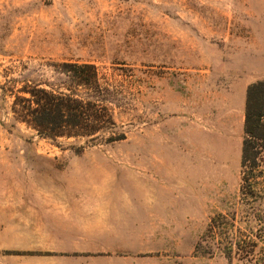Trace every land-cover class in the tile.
Listing matches in <instances>:
<instances>
[{"label": "rangeland", "instance_id": "374dc122", "mask_svg": "<svg viewBox=\"0 0 264 264\" xmlns=\"http://www.w3.org/2000/svg\"><path fill=\"white\" fill-rule=\"evenodd\" d=\"M68 61L122 88L127 138H41L0 89V264H231L196 247L215 215L246 210L264 0H0V86L56 83Z\"/></svg>", "mask_w": 264, "mask_h": 264}, {"label": "trees", "instance_id": "16d2710c", "mask_svg": "<svg viewBox=\"0 0 264 264\" xmlns=\"http://www.w3.org/2000/svg\"><path fill=\"white\" fill-rule=\"evenodd\" d=\"M55 67L56 83L9 78L0 86L12 98L15 120L53 141L110 145L125 140L127 133L119 130L114 116V108L126 99L122 88L92 63L68 61ZM241 166L243 216L215 215L196 248L206 244L205 255L218 250L231 264H264V81L247 89Z\"/></svg>", "mask_w": 264, "mask_h": 264}]
</instances>
